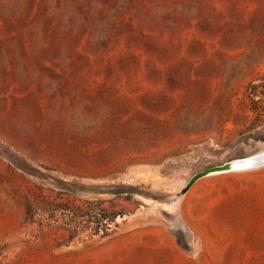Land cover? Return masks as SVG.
Instances as JSON below:
<instances>
[{
  "label": "rangeland",
  "instance_id": "374dc122",
  "mask_svg": "<svg viewBox=\"0 0 264 264\" xmlns=\"http://www.w3.org/2000/svg\"><path fill=\"white\" fill-rule=\"evenodd\" d=\"M264 0H0V264H264Z\"/></svg>",
  "mask_w": 264,
  "mask_h": 264
},
{
  "label": "water",
  "instance_id": "95a60500",
  "mask_svg": "<svg viewBox=\"0 0 264 264\" xmlns=\"http://www.w3.org/2000/svg\"><path fill=\"white\" fill-rule=\"evenodd\" d=\"M247 161L248 163H250L251 166H260L264 164V149H262L259 153H257L256 155L249 157L247 159H241V160H235V161H231L228 162L222 166L216 167V168H212L206 171H202L198 174H196L195 176H193V178L190 180V182L187 184V187L182 191V194H185L188 189L199 179L209 176V175H215V174H220V173H225V172H230L232 170H235L233 167L234 165L237 163H241V162H245ZM253 167V168H255Z\"/></svg>",
  "mask_w": 264,
  "mask_h": 264
},
{
  "label": "bare ground",
  "instance_id": "6f19581e",
  "mask_svg": "<svg viewBox=\"0 0 264 264\" xmlns=\"http://www.w3.org/2000/svg\"><path fill=\"white\" fill-rule=\"evenodd\" d=\"M253 167H255V166H251L250 163H248L247 161H245V162H241V163H238V164L236 163L234 165V167H233L235 170H232V171L250 170Z\"/></svg>",
  "mask_w": 264,
  "mask_h": 264
}]
</instances>
